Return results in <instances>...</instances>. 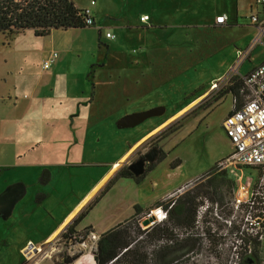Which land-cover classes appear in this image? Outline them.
<instances>
[{
    "label": "rangeland",
    "instance_id": "obj_1",
    "mask_svg": "<svg viewBox=\"0 0 264 264\" xmlns=\"http://www.w3.org/2000/svg\"><path fill=\"white\" fill-rule=\"evenodd\" d=\"M73 2L91 12L96 19L95 26L67 34L58 30L60 33L46 37H36L33 31L12 38L0 33V130L9 128L14 132L18 116L41 110L46 113L44 124L41 119L32 117L20 118V121L26 123V119H30L33 141L35 144L42 141V137L52 131L47 122L51 127L60 112H68L75 103L37 98L32 89L38 85L46 93L52 78L51 87L56 89L53 92H65L70 76L76 75L83 80L85 90L81 112L90 114V126L98 130L97 136L91 134V137L100 144V153L88 154L84 159L91 165L92 162L99 165L94 167V175L102 176L105 165L116 159L121 161L122 168L135 159L137 152H146L157 140L169 155L160 171L152 176L150 173L143 181L155 187V195L151 192L147 201L134 184L119 178L105 182L93 193L87 202L101 199L77 225L85 229L80 244L87 243L91 248L90 226L96 233L103 229L107 232L132 217L137 204L145 210L139 216L140 227L148 229L159 223L156 220L149 227L143 226L142 222L153 215V211L162 209L167 213L171 200L196 188L192 193L197 195L199 204L196 221L191 228H180L176 233L194 238L197 248L190 260L181 264H230L238 261L236 255L241 256L245 250L251 254L252 246L246 248L237 240L239 227L253 236L259 233L258 256L260 264H264V228L251 220L243 207L256 202L264 214V199L260 197L264 196L262 175L255 173L259 172L257 169L230 166L228 159L233 147L222 126L233 105L232 93L227 95L226 92L238 82V76L234 75L238 64H231L232 60L236 58L237 49L245 52L256 37L254 27L245 19L250 14L249 3L254 0H233L234 4L239 3V18L244 20L223 29L206 26L212 20L203 16V10L208 6L210 11H220L236 19V10H226L225 0ZM143 15H148L149 21L142 22ZM107 33L115 38H107ZM52 52L58 53V59L51 70L44 72L42 64ZM263 57L264 40L256 45L252 63L258 64ZM156 107H164L165 113L134 128L120 127L119 121L124 116ZM72 121L70 117L68 124L77 128ZM42 125L48 128L45 132ZM83 134L81 131L71 135L82 138ZM61 149L58 160H66L65 163L75 160L70 151H64L63 145L58 150ZM15 161L12 142L7 144L0 138V172L5 170L4 165ZM171 165L179 166L172 168ZM94 179L79 184L77 191L85 193ZM211 182L218 184L214 192ZM256 193L259 195H253ZM158 196L157 201L148 203ZM159 202L163 206L157 205ZM87 208L88 204L82 212ZM4 211L0 209V213ZM168 220L169 215L163 222ZM9 236L13 235L0 234V264L74 263L66 260L70 244L67 234H60L45 246L38 245L43 250L38 249L35 255H39L30 262L26 251L23 254L20 251L21 239L4 242ZM234 243H239L237 251ZM38 246L34 244V248ZM82 254L90 257L94 264L95 257L90 250L85 248ZM76 258L77 262L82 257ZM82 262L88 264L85 259Z\"/></svg>",
    "mask_w": 264,
    "mask_h": 264
},
{
    "label": "crops",
    "instance_id": "obj_2",
    "mask_svg": "<svg viewBox=\"0 0 264 264\" xmlns=\"http://www.w3.org/2000/svg\"><path fill=\"white\" fill-rule=\"evenodd\" d=\"M225 3L227 5L226 10H229L230 8L236 10V19L233 17L230 18L229 15L221 13L220 11H210L208 6L205 5L206 9L203 10V16L212 20V22L210 24L207 23L206 26H215L217 27L216 29H223L229 26L233 27L239 25V21L244 20L243 17L239 18L238 2L237 4H234L233 0H225ZM249 11V17H246L245 19H248V24L254 27V36L256 37H254L255 39L253 43L245 52L243 49H237L236 58L232 60L231 63L233 64L235 62V64H238V67L236 68L240 76H246L264 62L263 57L258 64L252 63V53L256 45L260 43H256V38L258 37L259 32L257 26H255L251 20V18L255 15L261 17L264 16V4H258L257 0H254V2L249 3ZM223 15L227 17L225 23L217 24V17ZM91 17L96 22V19L92 15ZM230 21L233 22L229 23ZM75 30L76 29L59 31L67 34L72 33ZM60 32L53 31L51 35H55V33ZM263 40L264 36L262 38V41ZM72 48L73 45L69 49L71 50ZM56 60L54 64L56 63ZM247 67L250 68L246 70ZM42 70L44 72L49 71L43 69V64ZM80 79L81 78L78 79L76 75L70 76L69 82L67 83L68 89L65 90V92H53L56 91V89L51 87L52 78L49 81L46 93L43 92V89L38 88V85L32 89V93L34 95H38L37 98L43 96L46 99H55L57 102L64 101L65 103H75L74 107L68 109V112L63 111V113L61 111L60 115L53 121L51 127L50 123L47 122V125L49 124L48 128L52 131H50L47 136L45 135V138L42 137L43 140L39 143L35 144L36 141H33V130L32 127H30L31 120L26 119L25 123L24 121L21 122L20 118L25 119L32 117L34 120L37 118L41 119L44 124V118L46 117V113L44 114V111L38 110L33 114H31V112L18 116L17 124H15L16 131L14 132L9 128L0 130V138H2L7 144L12 142L16 160L13 164L4 165L5 170L0 172V209L5 210L0 213V234L1 236H5V234L8 235L9 233L13 235L11 238L9 236L7 241H4L7 243H10L17 238L21 239L18 244L22 245L20 247L22 254L28 245V248H34V244L37 246L44 245L58 237L60 234L65 233L80 216L85 206L90 203L87 201L91 195H93V193L96 194L99 189H101V186L103 184L105 185V182L114 179L117 172L121 168V161H117L116 159L106 164L105 171L102 176L97 177L94 175V173H96L94 171V167H98L99 165L95 166L96 164L93 162L91 165L89 161L84 160L87 158L88 154L98 155L101 148L99 143L94 142V137H91V134H96L97 136L98 130L97 128L95 130L94 127L92 128L90 126V114H85L84 112H81L80 109V107L84 108L81 101L85 95V90L83 91L82 87L84 83L83 80ZM51 93L52 95H50ZM76 101H79L80 103L78 102V105H76ZM59 105H61V103H59ZM76 106H79L78 110L76 109ZM90 113H92V110H90ZM230 113L231 111L229 114ZM47 117H49V112L47 113ZM70 117L73 120V124L75 126L77 125L76 127L79 128V131L77 128L68 124ZM34 126L37 127L39 125ZM42 128L44 130L43 132L48 129L45 125H42ZM77 131H82L84 133L82 138L73 137L71 135H77ZM52 133H54V135H52ZM20 142L21 144L19 145ZM62 145L64 147V151H70L73 155L72 157L75 158V160L71 163H65L66 160L64 162L58 160L57 156L60 154L59 152L62 151V149H58L62 147ZM54 148H57V150L53 151ZM232 152L233 148L231 153ZM46 155H48V157H46ZM161 165L162 164L157 166L151 176L160 171ZM45 170L50 172L51 177L46 185H42L40 183V177ZM165 170L166 168L162 171L164 172ZM162 176H164L163 173L161 177ZM89 178H95L94 180L96 181L88 186L85 193H79L77 191L79 184H83V182L87 181ZM119 179L130 181L134 184L140 191V194H143L144 198H146V201L148 200L147 198L151 192L153 194L155 193V187L150 186V184L146 182L137 184L131 178ZM158 198L159 196L156 197L155 200L149 199L148 203L151 201H157ZM90 229L92 230L91 232L95 233L99 237L106 232V229H103L100 233H96L95 229L91 226ZM83 230L85 229H81L80 226L77 227V225H75L73 233L82 235ZM30 243L32 244L30 245Z\"/></svg>",
    "mask_w": 264,
    "mask_h": 264
},
{
    "label": "trees",
    "instance_id": "obj_3",
    "mask_svg": "<svg viewBox=\"0 0 264 264\" xmlns=\"http://www.w3.org/2000/svg\"><path fill=\"white\" fill-rule=\"evenodd\" d=\"M87 19L86 10L77 7L73 0H0V33L8 38L24 34L27 31H33L36 37H46L53 31L85 29L95 26L87 25ZM241 88L242 83L238 81L231 85L226 93H232L240 100ZM50 177L48 170L43 171L40 183L46 185ZM120 177L132 178V175L123 173L116 178ZM137 182L139 181L137 180ZM217 186L218 184L211 182L213 192L216 191ZM195 190L196 188L188 191L177 200H171L166 207H171L168 210L169 220L154 224L148 229L143 230L140 227L139 216L144 214L145 210L139 204L135 205L132 217L100 236L98 252L95 257L96 263L181 264L190 260V256L196 251L197 241L189 236L181 237L176 232L180 228H191L196 221V209L199 204L196 202L197 195H192ZM99 198L86 211L82 212L74 224L67 229L69 235L73 234L74 226L78 225L99 203ZM253 203L244 204V212L251 220H256L264 228V214L261 212L263 208L257 207L256 202ZM157 205L163 206V203L159 202ZM258 235L259 233L253 236L239 227L236 234L237 240H240L239 243L244 244L246 248L251 245L250 251L252 252L248 254V250H245L241 256L237 254L238 261L230 264H260ZM239 243L233 244L236 251Z\"/></svg>",
    "mask_w": 264,
    "mask_h": 264
},
{
    "label": "built area",
    "instance_id": "obj_4",
    "mask_svg": "<svg viewBox=\"0 0 264 264\" xmlns=\"http://www.w3.org/2000/svg\"><path fill=\"white\" fill-rule=\"evenodd\" d=\"M257 3L264 4V0H257ZM86 13L88 15L87 25H95L96 23L91 17L90 12L86 10ZM226 19L227 17L225 15L219 16L216 22L217 24H223ZM251 20L252 23L257 26L259 32L256 43H261L264 36V16L255 15ZM141 21H149V16H142ZM106 37L110 39L115 38L111 33H107ZM57 58L58 53L52 52L44 61L43 69L50 70ZM234 75L238 76V81L242 83V88L240 90V100L234 96L231 113L225 118L222 124L233 146V152L230 154L228 162L230 166L235 169L238 167L257 169L259 173H261V179L264 183V62L246 76H240L237 70ZM238 104L240 107H238ZM253 195L258 196L259 193ZM260 197L264 199L263 195ZM238 202L240 203L241 201L239 200ZM156 211H159V216L161 215L160 219H158L159 223L167 219L168 212L165 213L162 209H157ZM65 234H67L66 239L70 243L66 260L75 263L76 257L83 258L82 252L85 248H79V246L85 245L86 243L80 244L82 235L75 233L69 235L67 231L64 235ZM90 236L93 240V246L89 248L88 245L86 249L90 250L91 255L96 257L98 252L97 241H99L100 237L92 232H89V237ZM43 246H45V244ZM27 248L25 249V256L28 262H30L31 249ZM36 251L38 250H35V252ZM81 259L77 260L80 261V264L83 263ZM95 261L93 260V263L97 264Z\"/></svg>",
    "mask_w": 264,
    "mask_h": 264
},
{
    "label": "flooded vegetation",
    "instance_id": "obj_5",
    "mask_svg": "<svg viewBox=\"0 0 264 264\" xmlns=\"http://www.w3.org/2000/svg\"><path fill=\"white\" fill-rule=\"evenodd\" d=\"M158 141V140H157ZM156 142H152L146 152H137L135 155V159L130 161L127 165L123 166L116 174L115 178L120 176L123 173H127L132 175V178L137 184H140L145 180V178H148V175L152 173L159 164L164 163L168 156L163 149L159 146V144ZM167 155V156H166ZM157 164V165H156ZM177 165L176 167H178ZM140 167H143V175L139 177H135L134 174L132 173V168L133 170L138 171ZM172 168H176L174 165H171ZM114 178V179H115ZM121 178V177H120ZM112 179V180H114ZM109 180L108 182L112 181ZM137 180L140 182H137ZM95 202V201H94ZM93 202V203H94ZM93 203H89L88 207L92 205Z\"/></svg>",
    "mask_w": 264,
    "mask_h": 264
},
{
    "label": "water",
    "instance_id": "obj_6",
    "mask_svg": "<svg viewBox=\"0 0 264 264\" xmlns=\"http://www.w3.org/2000/svg\"><path fill=\"white\" fill-rule=\"evenodd\" d=\"M165 113V108L164 107H156V108H152L150 110L147 111H143V112H136L133 114H129L124 116L123 118H121V120L119 121V125L122 128H134L138 125H140L142 122H144L145 120L152 118V117H158V116H162ZM132 170V173L134 174L135 177H139L141 175H143V167H140V169L138 171L133 170L132 168H130ZM156 221L155 216L150 215L149 218L145 219L142 224L145 227H149V225H151L152 223H154Z\"/></svg>",
    "mask_w": 264,
    "mask_h": 264
},
{
    "label": "bare ground",
    "instance_id": "obj_7",
    "mask_svg": "<svg viewBox=\"0 0 264 264\" xmlns=\"http://www.w3.org/2000/svg\"><path fill=\"white\" fill-rule=\"evenodd\" d=\"M159 214V211L157 212V211H153V215L152 216H155V218H156V220L158 221V219H160V217H161V215L159 216L158 215ZM88 247V244L86 243L85 245H80L79 246V248H87ZM28 249H31V251H30V261L31 260H35L36 259V257H37V255H39V254H37V255H35L36 253H35V250H38V248L36 249V248H28ZM42 250L43 249H40L39 248V251L40 252H42ZM86 260V262L88 263V264H91L92 263V260H91V258L90 257H88V256H85V257H83L82 259H81V261H83V260ZM29 264H31V262L29 263ZM74 264H80V261H77V262H75Z\"/></svg>",
    "mask_w": 264,
    "mask_h": 264
}]
</instances>
